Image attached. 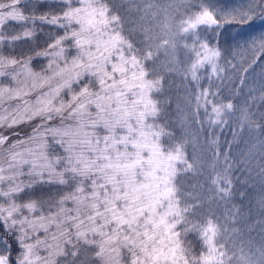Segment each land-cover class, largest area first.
<instances>
[{"label": "snow or ice", "instance_id": "1", "mask_svg": "<svg viewBox=\"0 0 264 264\" xmlns=\"http://www.w3.org/2000/svg\"><path fill=\"white\" fill-rule=\"evenodd\" d=\"M257 19L264 0H0V264H264V246L237 248L211 207L234 191L219 133L264 135V72L259 89L244 75L264 61V33L220 43ZM171 74L186 92L180 137ZM201 133L207 194L186 179L204 166Z\"/></svg>", "mask_w": 264, "mask_h": 264}, {"label": "trees", "instance_id": "2", "mask_svg": "<svg viewBox=\"0 0 264 264\" xmlns=\"http://www.w3.org/2000/svg\"><path fill=\"white\" fill-rule=\"evenodd\" d=\"M216 3L219 2L216 1ZM148 23L151 25L150 20ZM11 27L18 28L17 25H11ZM230 28L224 31L223 36L220 38L222 46H227L228 43H231ZM208 35H211V33L209 32ZM160 58L163 59L162 55ZM260 62L258 61L254 64L249 71L257 68L256 66ZM209 71L210 69L207 66L202 70L205 77L202 83L205 86L209 83L207 79ZM247 73L244 75L247 77L248 82L250 76ZM213 79L216 78L214 77ZM167 80L165 96L169 99V103L166 106V120L169 130L177 137H180L183 131L180 122V109L185 108L182 98L186 95V92L182 86V77L179 75H168ZM216 83H220V81L216 80ZM236 86L239 87L238 82ZM246 88L233 100L238 106L239 100L245 97ZM213 90L215 91V88ZM224 92H226V89L222 90V95ZM164 98V96L158 97V99ZM178 104L179 108L177 107ZM260 111H264V107ZM201 113L203 114V110H201ZM236 115H239V113L237 112ZM235 129L236 126L232 124L225 128L222 133H219L220 150L229 151L230 162L234 164L232 172L234 177L233 195L228 201L217 200V202L211 204V207L216 217H219L220 223L229 229L230 236L235 241L237 248L242 247L246 252L256 253L257 249L264 246V207L261 206V201L264 200V176L260 174V166L264 163V156H262L264 145L261 144L264 138L258 133L251 137L243 134L233 141L232 132ZM192 130L195 131V127ZM207 139L206 134L201 133L198 140L201 145L204 166L199 172L188 173L186 177L188 185L197 186V191H202L205 194H207L208 189L211 187V176L214 174L210 166L214 149L207 144ZM228 142H231L230 149L228 148ZM192 151V145L189 144L187 146L189 159H191ZM219 163H223L222 157ZM240 193H244V195L241 196ZM232 213H235V215H230ZM233 228L237 230L234 233L231 232Z\"/></svg>", "mask_w": 264, "mask_h": 264}, {"label": "rangeland", "instance_id": "3", "mask_svg": "<svg viewBox=\"0 0 264 264\" xmlns=\"http://www.w3.org/2000/svg\"><path fill=\"white\" fill-rule=\"evenodd\" d=\"M215 2L224 3L226 7H237L241 4L246 3V0H214ZM172 0H153V3L156 5H159L160 8L166 7L168 4H170ZM155 10V9H154ZM163 13L160 14V18H162ZM151 24L153 21H151ZM230 30V41L231 43H234L235 40H244V39H251L252 37L259 36L261 33H264V20L257 19L254 23H252L250 26H234L229 29ZM163 58V55H162ZM178 58H183V52H178ZM254 70L252 69L247 74L249 77L248 80V87H252L255 89H259L260 83L262 82V72H264V61H261L258 66H256ZM246 74V75H247ZM248 87L245 91V97L239 100V106H242L244 101L249 98V92ZM251 95L258 96L259 91H255L251 93ZM257 107L259 108V111L261 110V106H259V102L257 103ZM253 110H256L255 108ZM264 138V135H261ZM39 194L41 195H47V194H54L55 189H49L48 186H44L43 190H37ZM258 255V254H257ZM94 258V257H93Z\"/></svg>", "mask_w": 264, "mask_h": 264}]
</instances>
